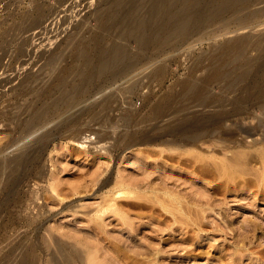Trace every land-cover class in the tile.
<instances>
[{"label":"rangeland","instance_id":"374dc122","mask_svg":"<svg viewBox=\"0 0 264 264\" xmlns=\"http://www.w3.org/2000/svg\"><path fill=\"white\" fill-rule=\"evenodd\" d=\"M113 1L0 0V264H48L50 249L65 248L77 250L73 264L87 262L91 248L103 249V264H116L108 251L112 243L137 264H255L264 256L251 249L264 243V198L255 182H247L256 177L229 179L218 170L216 162L235 148L227 140L215 145L221 133L210 123L195 143L182 140L196 133L195 118H205L198 106L208 95L232 99L237 91L233 96L230 85L264 87V0L241 15L227 11L210 21L204 15L215 0H199L198 20L161 45L126 33L134 20H149L154 0ZM132 4L142 7L137 19L125 16ZM117 43L128 57L101 68L98 52ZM184 85L207 86L189 103L181 97ZM179 93L173 104L157 108ZM44 136L50 138L45 143ZM249 163L252 170L262 166L256 159ZM121 181L134 193L119 195ZM176 191L185 197L178 195L179 206ZM110 200L119 205L113 208ZM250 219L262 229L247 232ZM30 246L34 263L26 256Z\"/></svg>","mask_w":264,"mask_h":264},{"label":"bare ground","instance_id":"6f19581e","mask_svg":"<svg viewBox=\"0 0 264 264\" xmlns=\"http://www.w3.org/2000/svg\"><path fill=\"white\" fill-rule=\"evenodd\" d=\"M124 1V0H123ZM140 1V0H139ZM150 1V0H149ZM198 1L199 0H154V2L152 1L151 5L150 6V18L149 20L146 22L145 19L141 22L137 21V20H134V23L131 22L133 19L132 18H138L136 15L139 16V14H136V11L138 9H141V8H138L136 9V5H131L130 7H127L129 9H127V11L125 10V16L126 15H131L132 18H131V23L130 24H133L132 27L129 26V29L131 27V30L128 32L125 28V32L128 33V34H133V35H136L139 40H141L142 42H152V44H157V45H161V44H165V43H168L170 41H172L174 38L176 37H179L180 35H182L183 33L187 32L190 28V26L195 23L198 18L200 17V13L198 11ZM257 0H215L213 1V4L212 6L209 8L208 7V10L206 11V14L204 15L206 17V20L207 21H210L212 20L213 18L217 17L218 15H220L221 13H224V12H227V11H234V12H239V15H241L242 12H245V11H249V9H246V10H243L244 7H247L249 6V4L255 2ZM115 3V5H119L121 4V0H118L116 2H118L119 4H117L115 2V0L113 1ZM136 2V1H135ZM142 2V1H141ZM148 2V1H147ZM112 3V2H111ZM111 3H110V6H111ZM126 3V1H125ZM132 3V2H131ZM128 4V3H127ZM264 4V3H263ZM114 5V6H115ZM122 5V4H121ZM141 5V4H140ZM260 5V4H259ZM262 5V4H261ZM113 6V5H112ZM129 6V5H127ZM144 6V5H143ZM263 6V5H262ZM116 8H118L117 6H115ZM113 7V9L115 8ZM120 7V6H119ZM138 7V6H137ZM108 9V8H107ZM110 9V8H109ZM113 9H112V13H116L115 12V9H114V12H113ZM106 10V8L104 9V11ZM117 10V9H116ZM243 10V11H242ZM103 11V12H104ZM118 11V10H117ZM149 11V10H148ZM241 11V13H240ZM102 12V13H103ZM106 12L108 11H105V14ZM101 13V14H102ZM139 13H140V10H139ZM233 13V12H232ZM110 14V13H109ZM112 14V15H113ZM104 15V14H103ZM102 15V16H103ZM115 15V14H114ZM120 15V14H119ZM122 15V14H121ZM106 16V15H105ZM109 16V15H108ZM107 16V20L109 19ZM128 16L126 18H128ZM129 16V17H131ZM104 17V16H103ZM102 17V18H103ZM110 17V16H109ZM112 17V16H111ZM114 17V16H113ZM140 17V16H139ZM106 18V17H105ZM122 18V17H121ZM142 18V17H141ZM112 19V18H111ZM110 19V20H111ZM114 19V18H113ZM139 20H142V19H139ZM109 21V20H108ZM119 22V21H118ZM113 23V22H112ZM127 28V27H126ZM98 57H99V66L101 68H111L119 63H121L123 60H125L128 55H129V51L128 49L126 48V46H123L122 44H114L112 45L111 47L109 48H105V49H102L100 52H98ZM83 64H85V66L87 68H89L92 64H93V61H92V58L90 57V55L86 54L83 58ZM92 70V69H91ZM186 83V82H185ZM188 83V82H187ZM186 83V84H187ZM195 86V85H194ZM193 86V87H194ZM197 87L193 88L191 85H184L183 87V91L181 92V97L183 95V97L185 96V99L187 98H191L189 103L192 102L193 100H195V98L197 99V97H201L203 95V93L205 92V88L207 85H205V88H204V85L200 86L199 85H196ZM248 86H246L247 88ZM235 87H232V85H230V87L227 88V90H230L231 94H234V91H237L236 93V98H230L229 96L227 97H223L222 99H219V98H215V96H210V95H206L207 98L206 100H204L203 102H201L199 104L198 107H200V111L202 113H199V115H203L205 118L204 119H201L203 117H197L194 119V122L193 123L194 125H196V133H194L193 135H188L186 137L183 138V142L184 143H195L197 140H199L203 134L205 132H208L210 131L208 128L209 126V123L211 126H215L217 128H219V132L221 133V136H220V139L216 138V140L214 141L215 145H218V144H222L223 141L227 140V141H230L232 143V146L235 148L231 153L232 155L229 157H225V158H222L220 160V163L216 162V165H217V168L218 170H221L224 174L228 175L229 179H233V178H238L240 176H245V175H251V176H255L256 178H253V181L251 180H246L248 181L247 184L249 182H252L250 184H253V182H255L256 185H258L260 188L262 189H258V191H260L261 194H263V197L264 198V193H262L263 189H264V87L262 88L261 86H258V85H251V87L249 86L247 89H240L239 87L235 88ZM242 88V87H241ZM245 88V87H244ZM190 91V95H188ZM206 94V93H205ZM180 93L178 95H167L165 96L157 105V108H159L160 106H163V105H171L173 104L176 100H177V96H179ZM216 95V94H215ZM255 95L256 97V100H250L249 98H251L250 96H253ZM180 97V99H181ZM184 98H182L181 100H183ZM203 100V99H202ZM187 101V100H186ZM245 104V105H244ZM195 107V106H194ZM197 107V106H196ZM197 107V108H198ZM156 108V109H157ZM199 109V108H198ZM198 109L195 108V110L198 111ZM22 112V111H20ZM251 112L252 115H251V118L247 117V114ZM197 112H194V115L196 114ZM21 115V113H20ZM17 116V115H16ZM19 116V115H18ZM22 117V116H21ZM32 118H30L29 120H32L34 121V117L31 116ZM17 118V117H16ZM18 119V118H17ZM197 119H199L197 121ZM248 119H250V122L248 123ZM18 121V120H17ZM28 121V120H27ZM184 120V123H189V125H192L191 122L189 121H186ZM25 122V121H23ZM22 123V122H20ZM183 123V126H185ZM249 124V125H247ZM32 129V128H30ZM31 131V130H30ZM261 132H262V135H261ZM50 134H52L51 132H49ZM260 134L261 138H255L256 135ZM47 135V133H46ZM44 137H47L46 139L45 138H41L45 143V140H47L49 137L48 136H44ZM51 137V135H50ZM250 138H252V140H250ZM50 139V138H49ZM40 140V139H39ZM38 140V141H39ZM41 140V141H42ZM88 140V137L85 136L83 137V140L82 142L84 141H87ZM142 142H152L154 141L155 139L153 137H143L142 139ZM37 141V142H38ZM49 141V140H48ZM47 142V141H46ZM32 143V142H31ZM34 143V142H33ZM41 144V143H40ZM35 145V144H34ZM223 145V144H222ZM29 146H32V145H28L27 148ZM36 146V145H35ZM38 146V144H37ZM42 148H43V145H40ZM38 146V147H40ZM33 147V146H32ZM32 147H30V149H32ZM35 148V147H34ZM250 148V149H249ZM24 149L26 148H23V153H24ZM39 149V148H38ZM27 151V149L25 150ZM42 151V150H41ZM28 152V151H27ZM27 152L25 154H27ZM30 152V150H29ZM28 152V154H30ZM37 152V151H36ZM22 153V151L20 152ZM20 153H17L19 154L18 156L22 155ZM35 153V152H34ZM33 154H30V155H33L34 157L33 158H36L35 155ZM38 154V153H37ZM17 156V155H16ZM21 157V156H20ZM28 157V156H27ZM19 158V157H17ZM26 158V157H25ZM20 159V158H19ZM32 159V158H30ZM28 159L27 161L29 162ZM254 159H256L257 161H259L261 163L262 166H258V169L256 170H252L251 168L249 169V166L247 167L248 163L250 161H253ZM14 159H12L13 161ZM23 160V159H22ZM38 160V159H37ZM15 161V160H14ZM35 162V160H34ZM9 163V162H7ZM17 163V162H16ZM25 163V162H24ZM6 164V162H5ZM10 164V163H9ZM14 164V163H13ZM18 164V163H17ZM251 164V163H249ZM15 165V164H14ZM23 165V164H22ZM21 165V166H22ZM17 166V165H16ZM20 166V165H19ZM18 166V168H20ZM23 167V166H22ZM261 167V168H259ZM9 168V167H8ZM15 168V167H14ZM254 169V168H253ZM10 170V168H9ZM13 171V170H12ZM13 173V172H12ZM243 176V177H244ZM248 178H251V177H248ZM247 178V179H248ZM234 179V180H235ZM252 179V178H251ZM255 179V180H254ZM244 180V179H243ZM152 183V182H151ZM117 186L116 188L119 189V195L123 192V190H127L128 193V196L129 194H133L134 191L132 190L133 186L130 184V183H126L124 181H121V182H117L116 183ZM115 184V185H116ZM246 184V182H245ZM246 184V185H247ZM114 185V187H115ZM236 185V184H235ZM238 185H240V183L238 182ZM249 185V184H248ZM255 185V186H256ZM147 186V185H146ZM151 186V185H150ZM251 186V185H250ZM139 187V186H138ZM244 187V186H243ZM242 187V189H243ZM257 187V186H256ZM52 188L53 191H55V187L53 186ZM153 188V186L151 187ZM245 188V187H244ZM246 189V188H245ZM125 190V191H126ZM173 190V189H172ZM177 190V189H174V191ZM248 190V189H247ZM246 190V191H247ZM154 191V190H153ZM250 191V190H249ZM248 191V192H249ZM257 191V193H258ZM116 192V191H115ZM177 192V191H176ZM181 192V191H180ZM179 191L177 192L178 194L174 195V193L172 194L174 196V202H178L177 205L180 203V199H184L185 197H183L182 195H180ZM215 192V190H214ZM255 192V191H254ZM125 193V192H124ZM256 193V192H255ZM58 194V192H57ZM115 194V193H114ZM167 194V193H166ZM169 194V193H168ZM252 194V193H251ZM250 194V195H251ZM136 195V194H135ZM133 195V196H135ZM178 195H180V199L178 197ZM255 195V194H254ZM253 195V196H254ZM131 196V195H130ZM258 196V195H257ZM261 196V195H260ZM113 197V196H112ZM117 198H119L117 196ZM135 198V197H134ZM193 198V197H192ZM195 198V197H194ZM261 198V197H260ZM112 199V198H111ZM187 199V197H186ZM114 201V198L112 199ZM112 200H110L111 202H109V204L111 203V206H115V204L113 203L112 204ZM131 200L128 199L126 201H129ZM172 200V199H171ZM180 200V201H179ZM192 200V199H191ZM255 200H257L255 198ZM116 201V200H115ZM114 201V202H115ZM133 201V200H132ZM173 201V200H172ZM171 201V203H172ZM195 201V202H194ZM118 202V201H116ZM173 202V204H175ZM187 202H191V201H187ZM119 203V202H118ZM117 203V204H118ZM192 203V202H191ZM193 203L197 204L198 203V200L197 199H193ZM116 204V205H117ZM133 204V203H132ZM183 203H181V206H182ZM119 205V204H118ZM126 205V204H125ZM131 205V204H130ZM164 205V204H163ZM172 205V204H171ZM170 205V206H171ZM211 205V204H210ZM209 203H208V206H210ZM108 206V205H107ZM128 206V205H127ZM169 206V207H170ZM173 206V205H172ZM179 206V205H178ZM119 207V206H118ZM124 206H122L123 208ZM162 207V206H161ZM176 207V204L174 206V209ZM190 207H193V206H190ZM114 208V207H113ZM116 208V207H115ZM130 208V207H129ZM163 208V207H162ZM168 206L166 207V210H167ZM173 208V207H172ZM184 208V207H183ZM194 208V207H193ZM171 209V208H169ZM178 209V208H177ZM189 209V208H188ZM113 210V209H112ZM120 210V209H119ZM165 210V209H164ZM181 210V209H180ZM190 210V209H189ZM193 210V209H191ZM116 211V209L114 210ZM118 211V210H117ZM123 211V210H122ZM125 211V209H124ZM194 211V210H193ZM107 212V211H106ZM120 212V211H118ZM127 212V211H126ZM125 212V213H126ZM174 212V211H173ZM181 212V211H180ZM192 212V211H191ZM115 214V212H113ZM121 213H124V212H121ZM120 214V213H119ZM128 214V213H126ZM174 214V213H173ZM176 214V213H175ZM117 215V214H115ZM124 215V214H123ZM100 217V216H99ZM122 217V216H121ZM120 217V218H121ZM125 217H127L126 215H124V219ZM101 218V217H100ZM123 218V217H122ZM169 219V218H168ZM176 220V219H175ZM178 220V218H177ZM251 220V219H250ZM122 221V220H121ZM120 221V222H121ZM127 221V219H126ZM163 221V220H162ZM171 221V220H170ZM252 221V220H251ZM176 222V221H175ZM174 222V223H175ZM127 222H125V225ZM129 223V222H128ZM170 223V222H169ZM177 223V222H176ZM250 224V223H249ZM124 225V224H123ZM129 225V224H128ZM131 225V223H130ZM168 225V224H167ZM175 225V224H174ZM173 225V226H174ZM193 226V225H191ZM243 226V225H242ZM247 225H245L246 227ZM99 227V226H97ZM128 227V226H127ZM131 228V227H130ZM195 228V227H194ZM262 229L261 225H259L255 220H253L251 222V225L250 226H247V232L248 231H252L251 233L253 232H256L257 230L259 229ZM243 228H241L240 231H242ZM101 230V229H100ZM245 230V228H244ZM102 231V230H101ZM157 232V231H156ZM161 232V231H160ZM236 232V231H235ZM247 232H246V235H247ZM101 234V233H100ZM98 234V235H100ZM158 234V233H157ZM196 234V233H195ZM242 234V233H241ZM245 234V233H243ZM249 234V233H248ZM244 236V235H242ZM252 236V235H250ZM49 237H50V243L53 244L55 247H56V250L61 248V246H59V244L56 242L54 236L52 234H49ZM99 237V236H98ZM122 237V236H121ZM254 237V236H253ZM119 238V237H118ZM155 238V237H154ZM248 238H249V235H248ZM120 239V238H119ZM123 239V237H122ZM243 239V238H242ZM245 240L247 239V236L246 238H244ZM243 239V241H244ZM250 239V238H249ZM252 239V237H251ZM250 239V240H251ZM254 239V238H253ZM126 240V239H125ZM128 240V239H127ZM130 240V239H129ZM141 240V239H140ZM122 241V240H121ZM242 241V244L244 243ZM123 242V241H122ZM141 242V241H139ZM145 242V241H144ZM147 242V241H146ZM150 242V241H148ZM151 242H152V239H151ZM150 242V243H151ZM238 242V240H237ZM250 242V241H249ZM146 244V243H145ZM241 244V243H240ZM115 244H111L110 246V249L108 251H111L112 255H113V258H112V255H111V258L114 260V262L116 264H137L139 263V257H138V262L136 263V257L132 258L130 260V257L128 258V256H131V255H127L128 252L124 249H120L119 247L116 248L117 246H114ZM151 245V244H149ZM239 245V243L237 244V246ZM245 245V243H244ZM242 245V248H244L245 246ZM51 246V245H50ZM125 246V245H124ZM124 246L122 248H124ZM134 246V244L132 245ZM153 246V245H152ZM151 246V247H152ZM127 247V246H126ZM129 247V246H128ZM148 247V246H147ZM241 247V246H240ZM253 247H256L258 250H254L256 254H262L264 255V243L263 242H260L258 241V243L256 242L254 244V246L252 245V248L251 249H254ZM131 248V247H130ZM129 248V249H130ZM133 248V247H132ZM131 248V250H132ZM138 248V247H135V249ZM144 248V247H142ZM247 248V247H246ZM250 248V247H249ZM255 248V249H256ZM128 249V250H129ZM145 249H146V246H145ZM150 249V248H149ZM250 249V250H251ZM103 249L102 248H91L90 251H88V253H85V255L88 254V257H87V262L86 260H84V264H103L104 262H101L102 261V258L100 259V257L102 256L100 253ZM107 251V249H105ZM140 250V248H139ZM138 250V251H139ZM142 250V249H141ZM153 250V249H152ZM161 250V249H160ZM240 249H238L239 251ZM243 250V252L245 251L244 249H241ZM249 250V249H248ZM105 251V252H106ZM107 251V252H108ZM134 251V250H133ZM132 251V253H133ZM136 251V252H138ZM155 251V250H154ZM163 251V249H162ZM253 251V250H252ZM77 252V250H74V249H63L62 251L60 250V252H53L51 251V249L49 250L48 252V255H49V262L48 264H73L72 263V260L74 259V253ZM103 252V251H102ZM104 252V253H105ZM106 252V253H107ZM131 251H129V254ZM135 252V254H136ZM161 251L159 250H156L154 255H159ZM165 253V251H163ZM248 252V251H247ZM110 253V252H108ZM140 253V252H139ZM145 255L147 254H150V252H144ZM144 253H140L142 255H144ZM242 253V252H240ZM250 254V253H249ZM138 255V253H137ZM161 255V254H160ZM159 255V256H160ZM240 255V254H239ZM26 256H27V260H30L31 263H34L36 262L37 260V256H36V253H35V250L32 246L30 247H27L26 248ZM84 256V255H83ZM110 256V255H109ZM134 256V255H133ZM132 256V257H133ZM171 256V255H170ZM109 258V257H107ZM160 258V257H159ZM159 258L157 259V261L159 260ZM241 258V257H240ZM258 258V257H257ZM100 259V260H99ZM105 260V259H104ZM144 260V259H143ZM149 260V259H148ZM235 260V259H234ZM241 260V259H239ZM254 260V259H253ZM100 261V262H99ZM111 261V260H110ZM147 261V260H146ZM165 261V260H164ZM106 262V261H105ZM109 262V261H108ZM113 262V263H114ZM145 262V261H144ZM143 262V263H144ZM148 262V261H147ZM151 262V261H150ZM159 262V261H158ZM255 262V261H254ZM142 263V261H141ZM237 263H240V262H237ZM252 263V262H251ZM75 264V263H74ZM159 264V263H158ZM227 264V262H226ZM255 264H264V256H262V258H258L257 261L255 262Z\"/></svg>","mask_w":264,"mask_h":264}]
</instances>
